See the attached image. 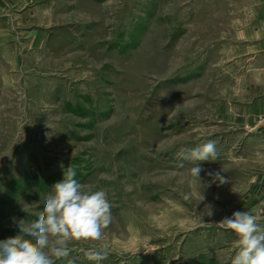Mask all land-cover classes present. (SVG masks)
Listing matches in <instances>:
<instances>
[{"label":"rangeland","instance_id":"1","mask_svg":"<svg viewBox=\"0 0 264 264\" xmlns=\"http://www.w3.org/2000/svg\"><path fill=\"white\" fill-rule=\"evenodd\" d=\"M48 2L60 26L49 72L0 107V240L37 218L71 167L106 191L113 220L54 264H96L90 249L108 253L99 264H226L237 241L221 220L246 210L264 227V166L237 151L240 83L227 65L241 0ZM208 140L218 156L200 162L199 180L182 154Z\"/></svg>","mask_w":264,"mask_h":264},{"label":"crops","instance_id":"2","mask_svg":"<svg viewBox=\"0 0 264 264\" xmlns=\"http://www.w3.org/2000/svg\"><path fill=\"white\" fill-rule=\"evenodd\" d=\"M48 1L0 0V100L17 99L18 92L32 84L27 76L44 68L49 72L51 35L60 26L51 25L59 10ZM233 7L235 36L227 65L240 83L233 105L238 120L234 132L244 136L237 151L242 161L264 166V0H241ZM7 105L11 103H0Z\"/></svg>","mask_w":264,"mask_h":264},{"label":"clouds","instance_id":"3","mask_svg":"<svg viewBox=\"0 0 264 264\" xmlns=\"http://www.w3.org/2000/svg\"><path fill=\"white\" fill-rule=\"evenodd\" d=\"M195 101L191 106H195ZM218 156L213 140L187 149L182 159L192 164L189 174L200 180V162L216 161ZM214 181L224 183L218 173H207ZM68 167L64 178L52 186L44 199L42 211L28 223L16 221L19 234L0 240V264H54V259L70 255L69 244L73 241H98L113 220L112 204L105 190L86 188L75 178ZM202 215H213V206L205 205ZM260 217L249 211H235L219 225L235 234L236 251L226 264H264V227ZM90 261L99 264L107 258L104 249H90L85 253Z\"/></svg>","mask_w":264,"mask_h":264},{"label":"built area","instance_id":"4","mask_svg":"<svg viewBox=\"0 0 264 264\" xmlns=\"http://www.w3.org/2000/svg\"><path fill=\"white\" fill-rule=\"evenodd\" d=\"M262 121H263V123H264V117H263V120H262Z\"/></svg>","mask_w":264,"mask_h":264}]
</instances>
